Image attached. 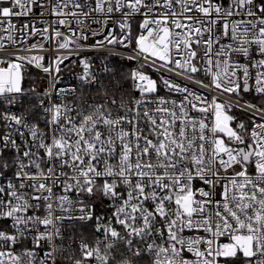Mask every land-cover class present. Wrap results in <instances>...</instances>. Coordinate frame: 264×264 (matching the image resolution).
<instances>
[{
	"label": "snow or ice",
	"instance_id": "6c2138e0",
	"mask_svg": "<svg viewBox=\"0 0 264 264\" xmlns=\"http://www.w3.org/2000/svg\"><path fill=\"white\" fill-rule=\"evenodd\" d=\"M35 4L0 0V23L16 30L8 18L28 16ZM50 10L80 26L79 36L73 30L62 37L60 49L87 40L86 30L103 36L99 48L127 49L134 40L127 58L139 65L130 74L139 95L105 92L103 103L83 96L65 103L76 90L53 84L45 95L55 91L62 102L44 107L47 130L20 116L0 117L31 137L19 129L22 143L11 131L0 135V176L12 170L0 183V220L11 221L0 229V264H62L61 255L68 264H264V106L244 103L247 123L232 114L243 93L264 99V0H229L227 7L217 0H56ZM116 13L119 37L91 29L107 28ZM67 58H56V72ZM42 60H0V97L12 103L23 93L22 62L41 68ZM81 64L80 79L94 83L87 59ZM149 65L206 91L163 75L158 82L141 71ZM97 194L110 201V216L95 214ZM66 223L72 236L64 248L55 241H63ZM44 242L48 250L38 259Z\"/></svg>",
	"mask_w": 264,
	"mask_h": 264
},
{
	"label": "built area",
	"instance_id": "2783aa9c",
	"mask_svg": "<svg viewBox=\"0 0 264 264\" xmlns=\"http://www.w3.org/2000/svg\"><path fill=\"white\" fill-rule=\"evenodd\" d=\"M56 0H37V4L32 6V12L28 16L11 17L8 18L13 24L16 25V30H6L8 29L7 22L0 23V44L4 45L3 49H0V60L8 61L13 60L16 55H22L26 57L40 56L43 60L40 61L42 67L37 68L35 63L29 64L27 61L23 63V69H32L39 73V76L34 81L31 89H24L22 94H16V98L12 103H8L7 100L0 97V117L3 115H16L24 119L28 125L36 124L42 130H47V125L45 124V119L47 117L44 112V107H50L52 103H61V98L53 91L51 97L45 95L46 92L52 90V85H55V89H75V94L65 95L63 102L65 103H79L78 97L83 96L88 102L103 103L105 99V94L101 95L99 98L93 95L96 87L100 85L101 81L105 79L106 75L111 71L113 66V61L111 56H120L130 63L127 73V90L125 88L119 87L118 89H123V92L119 91L117 97L127 93L129 95H139L135 92L133 88V82L130 78V74L139 65L137 61L130 60L127 57L133 55L132 48L135 46L134 40L129 48H124L122 45H110L105 43L102 48L95 47L97 41L102 40L103 36L97 35L92 36L91 30H86L85 34L88 36L87 40H76L68 49H60L59 43L62 42V37L64 35L71 36L72 31H76V35L79 36L80 26H78L75 21L69 17H57L53 12H51V7H54ZM217 2L223 4L224 7L228 6L229 0H217ZM8 6V5H4ZM67 19L69 21L66 25H60L57 23L58 19ZM97 18H100L99 16ZM240 17H235L239 19ZM5 18H0L3 20ZM120 19V14L116 13L111 20L108 22V27L101 29L100 24H91L90 21L87 23L91 24V29H99L107 34L109 31L113 32L117 37L121 35L118 21ZM142 21V17L137 15L131 20V34L135 38L139 33V24ZM27 24L29 27L23 29V25ZM35 28L36 31L33 33L32 29ZM48 28L47 33L43 32V29ZM21 29H23L21 31ZM61 32V38L55 37V32ZM219 31V29H218ZM9 36L12 39H9ZM49 37V38H45ZM36 45L35 48L32 46ZM79 45V46H78ZM67 56L62 63L59 64V72L55 71V60L56 58ZM87 59L90 64V75L95 77V82L91 84H84L80 79L83 75V65L81 60ZM243 63V58H241ZM52 67L51 73H46L43 71V67ZM141 71L147 72L153 79H157L159 82L160 75L165 78H173L178 83L188 85L193 90L204 92L206 90L199 87V85L194 84L190 81L183 80L181 77L175 76L174 73L168 72L166 69H161L157 72L155 68L151 65L146 68H142ZM198 78H203V73L199 74ZM91 90V92H90ZM93 90V91H92ZM254 96L260 97L254 91L248 92ZM166 94L163 89H161V95ZM112 96V95H108ZM116 96V95H115ZM243 96V94H242ZM173 99L177 96L173 94ZM227 99V97H225ZM41 101H43V107L41 106ZM232 103H236L235 100ZM246 102L242 99L239 105L235 108H239ZM16 129L24 133L23 139L30 140V134L28 128L23 126L12 125L11 128L5 126V122L0 118V135L11 131L13 138L17 140V143H22V138L18 135ZM14 155L13 151L9 150L5 153L6 157H12ZM12 178V170H8L3 176H0V183L6 182L7 179ZM57 194H60V189H57ZM95 202V214L96 215H111L110 201L102 197L100 194L91 198ZM78 215V213H76ZM93 222H89L92 224ZM11 224L10 220H0V229L9 227ZM41 231L43 227L41 226ZM64 239L61 241L59 238L55 241L57 245H61L67 248L70 243V238L72 236L71 229L68 228L67 223L62 229ZM96 235H99L98 233ZM77 243L79 241V235L75 237ZM224 242H227L226 237L221 238ZM28 248H32L31 236H29L26 242ZM73 248L77 247V244L72 245ZM23 250V249H20ZM48 250L46 242H44L43 249H36L39 257L43 256V252ZM62 264H68L65 256L61 255L58 257ZM145 260L148 259L147 256L144 257Z\"/></svg>",
	"mask_w": 264,
	"mask_h": 264
},
{
	"label": "trees",
	"instance_id": "16d2710c",
	"mask_svg": "<svg viewBox=\"0 0 264 264\" xmlns=\"http://www.w3.org/2000/svg\"><path fill=\"white\" fill-rule=\"evenodd\" d=\"M113 61V66L111 71L106 75L105 79H103L99 86L96 87L95 91H93V95L95 97H100L101 95L108 93V95H116L119 93L118 88L123 87L125 91L127 90L128 80L127 73L130 63L124 58L120 56H111ZM23 88L26 90L31 89L34 81L39 76V73L32 69H23ZM113 85H116L115 87ZM91 92V90H90ZM242 100L246 103H252L257 106H264V99L258 96H254L250 93H243ZM232 114L237 117V121H245L248 122L249 116L245 113L241 112L239 108H233ZM235 126V125H233Z\"/></svg>",
	"mask_w": 264,
	"mask_h": 264
},
{
	"label": "rangeland",
	"instance_id": "374dc122",
	"mask_svg": "<svg viewBox=\"0 0 264 264\" xmlns=\"http://www.w3.org/2000/svg\"><path fill=\"white\" fill-rule=\"evenodd\" d=\"M23 76V75H22ZM21 87H22V89L24 90V88H23V79H22V84H21Z\"/></svg>",
	"mask_w": 264,
	"mask_h": 264
}]
</instances>
